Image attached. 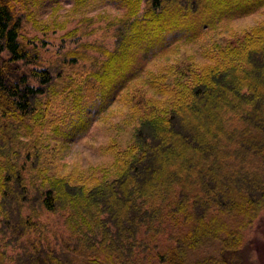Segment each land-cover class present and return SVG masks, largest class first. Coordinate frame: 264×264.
<instances>
[{"label": "trees", "instance_id": "16d2710c", "mask_svg": "<svg viewBox=\"0 0 264 264\" xmlns=\"http://www.w3.org/2000/svg\"><path fill=\"white\" fill-rule=\"evenodd\" d=\"M19 1L0 0V264H233L264 209V20L168 84L147 74L139 93L135 81L176 43L264 0H106L124 13L112 47L82 45L99 53L83 102L82 85L20 41ZM129 87L146 109L114 170L96 179L50 167L51 97L74 96L61 138L73 142Z\"/></svg>", "mask_w": 264, "mask_h": 264}, {"label": "rangeland", "instance_id": "374dc122", "mask_svg": "<svg viewBox=\"0 0 264 264\" xmlns=\"http://www.w3.org/2000/svg\"><path fill=\"white\" fill-rule=\"evenodd\" d=\"M15 12L23 14L20 41L36 49L41 64L55 62L56 69L63 68L76 84L82 85L83 102V82L93 66L92 59L99 53L95 47L82 45L103 42L112 47L114 25L123 15V7L118 9L106 0H20L15 4ZM263 20L264 7H261L246 16L224 19L214 27L205 28L197 39L176 43L146 65L143 75L135 81L137 90L139 93L143 91L142 83L147 74H160L163 76L161 82L167 84L174 81L176 71L192 61L204 59L202 52L212 44H239L244 33ZM73 50L83 51L86 55L81 60L78 58L76 65L71 67L64 64L63 56L69 54L67 60L79 57L77 52L69 53ZM174 62L179 64L177 69L170 67ZM130 88L122 91L106 110L96 115L84 136L73 142H63L61 138H65L66 128L74 117V96L65 97L60 92L52 96L51 108L45 114L46 125L41 130L45 137L43 147H48L45 152L53 149L47 157L50 167L57 172L75 169V178L99 179L106 169L112 172L115 151L125 149L133 141L139 116L146 109L139 94ZM57 126L59 133L55 131ZM231 256L234 257L233 264H264V209L257 214L250 228L245 229L239 249Z\"/></svg>", "mask_w": 264, "mask_h": 264}]
</instances>
